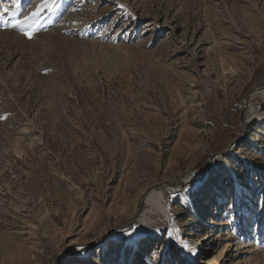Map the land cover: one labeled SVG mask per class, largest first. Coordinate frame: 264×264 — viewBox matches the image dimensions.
Here are the masks:
<instances>
[{"label": "rangeland", "instance_id": "rangeland-1", "mask_svg": "<svg viewBox=\"0 0 264 264\" xmlns=\"http://www.w3.org/2000/svg\"><path fill=\"white\" fill-rule=\"evenodd\" d=\"M46 2L0 22V264H264V0Z\"/></svg>", "mask_w": 264, "mask_h": 264}, {"label": "snow or ice", "instance_id": "snow-or-ice-1", "mask_svg": "<svg viewBox=\"0 0 264 264\" xmlns=\"http://www.w3.org/2000/svg\"><path fill=\"white\" fill-rule=\"evenodd\" d=\"M13 2L18 12L21 7V0H13ZM44 9H47L50 12L55 11V8L53 6H50L45 0L43 4L37 6L36 11L24 17V21L28 22V23H24L15 20L17 12H12L9 8H4L3 11L0 12V22H2L5 27L16 28L17 30L27 35L29 39H31L32 38L31 31H34V29H32V24L36 19L39 18V16L44 11Z\"/></svg>", "mask_w": 264, "mask_h": 264}, {"label": "bare ground", "instance_id": "bare-ground-1", "mask_svg": "<svg viewBox=\"0 0 264 264\" xmlns=\"http://www.w3.org/2000/svg\"><path fill=\"white\" fill-rule=\"evenodd\" d=\"M255 94L264 95V91H261L259 93H255ZM164 185H166V184L161 185L160 189L164 188L165 187ZM164 190H167V188ZM141 200L144 204H148L149 206L154 208L156 211H162L163 212L165 209L163 206L164 205V192L162 190H157L156 188H152V189L145 192V195L140 198V201ZM139 216H140V214H139ZM139 216H138V218H139ZM142 217H143V215L141 216V218ZM138 218H137V220H138ZM156 237L160 238L161 233H158L156 235ZM188 247L191 248V252L193 254V257L194 258L197 257L198 249L195 247H191V244H189ZM104 249L105 248L100 250V254L103 253Z\"/></svg>", "mask_w": 264, "mask_h": 264}, {"label": "water", "instance_id": "water-1", "mask_svg": "<svg viewBox=\"0 0 264 264\" xmlns=\"http://www.w3.org/2000/svg\"><path fill=\"white\" fill-rule=\"evenodd\" d=\"M261 91H264V85L257 89L254 93H259ZM249 106V99L246 100V103H245V107L244 108H247ZM143 202L142 200L139 202V210L137 211V214L135 215V218L133 219V221L129 224V226H132L136 221H137V218L140 214V210H141V206H142Z\"/></svg>", "mask_w": 264, "mask_h": 264}]
</instances>
